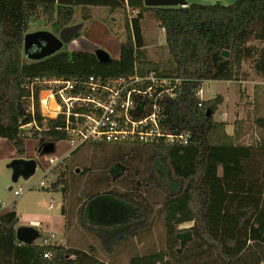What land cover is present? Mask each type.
<instances>
[{
    "label": "trees",
    "instance_id": "obj_1",
    "mask_svg": "<svg viewBox=\"0 0 264 264\" xmlns=\"http://www.w3.org/2000/svg\"><path fill=\"white\" fill-rule=\"evenodd\" d=\"M78 6H105L112 12L121 8L136 14L125 17L126 39L119 44L117 57L102 63L94 50L70 51L65 46L41 60L25 56L23 39L33 20L46 19L62 29L73 24ZM145 12L153 13L165 31L173 62L169 70L148 59L143 50ZM263 41L264 0H234L228 5L188 2L184 7H147L144 0H0V138L18 154L24 152L29 137L67 139L55 130L22 127L33 120L45 125L39 102L44 80L144 76L151 71L181 78L176 97L161 101L166 115L163 129L187 132V142L158 139L144 143L153 145L181 185L164 194V247L143 253L130 264H264V84L255 85L254 90L255 123L263 131L251 143L240 142L238 134L227 131L226 121L215 118L225 102L223 94L210 99L198 94L207 81L241 80L242 64L247 60L264 76V46L259 44ZM223 50L229 52L228 57ZM57 123L48 119L46 126ZM65 180L59 172L53 189L63 187L64 198H70ZM104 193L138 201L112 188ZM74 196L75 192L70 199ZM84 205L79 208L81 215ZM151 212L147 207L144 210L149 217ZM19 220L15 208L0 211V264H107L92 246L87 251L56 243H23L16 237ZM129 229L130 225L118 227L109 236L113 242L123 240ZM98 234L106 236L107 232Z\"/></svg>",
    "mask_w": 264,
    "mask_h": 264
},
{
    "label": "rangeland",
    "instance_id": "obj_2",
    "mask_svg": "<svg viewBox=\"0 0 264 264\" xmlns=\"http://www.w3.org/2000/svg\"><path fill=\"white\" fill-rule=\"evenodd\" d=\"M188 2L206 3L218 0H187ZM223 4L232 3L234 0H219ZM135 16L131 11L117 9L110 11L105 6H78L73 19V24L82 23L79 30L80 36L74 37L65 47L71 50H96L102 48L110 54L111 58L119 55V44L126 39L124 26L125 17ZM46 19L33 20L29 30H49L59 35L61 29ZM141 30L144 39L143 50L148 59L160 62L163 70L173 68L169 54L165 31L159 25L153 13L145 12L141 20ZM249 43H256L250 40ZM257 44V43H256ZM261 44V42H259ZM242 82L228 80H211L202 86V99H210L221 93L226 98V103L221 106L215 118L222 116L219 112L225 110L223 116L227 119L229 132L238 134L237 138L242 143H251L259 136L260 129L255 123L254 115V85L260 81L259 74L253 69L251 60L243 63L241 69ZM42 92L43 102L46 97ZM262 98L264 90H262ZM44 139L27 138L23 145L24 152L18 154L16 149L4 138H0V211L15 208L20 220L18 226L28 225L31 219L41 222L39 215L48 214L54 218V223L41 225L39 228L42 236L55 234L56 244L89 250L95 248V255L107 264H130L133 259L140 257L153 248L164 247V194L179 189L181 183L169 173L164 159L157 154L152 144L142 142L123 143H87L74 149L68 140H54L53 150L42 152ZM73 151V152H71ZM57 161L64 158L63 164L55 167L53 179L57 174L63 173L65 184L68 185L69 197L73 192L76 203L90 206L95 213L96 227L92 226L89 218L74 209L67 210V219L63 222L61 208L64 196L61 188L44 189L38 186L25 189L20 195H15L13 190L19 185L28 188L32 183L38 182L45 171L52 168L49 158ZM15 158L37 160L35 173L29 178L20 176L16 182L12 180L13 169L8 164ZM52 177V176H51ZM48 179V176L45 178ZM154 181L148 184V180ZM11 187V189H10ZM77 188V189H76ZM109 188L121 193H129L137 202H128L115 194H105ZM54 198V208L48 206ZM73 200V199H72ZM73 200V202L75 201ZM87 200V201H86ZM141 201V202H140ZM123 202V203H122ZM142 202L145 204H142ZM81 204V205H80ZM86 207V204L84 205ZM151 210L149 217L144 214L146 207ZM69 209V208H68ZM133 209L136 213L127 219ZM84 210V209H83ZM128 220V224H127ZM66 222V224H65ZM130 225L129 236L123 240L113 242L109 232L121 226ZM188 224H183L186 227ZM101 228V229H98ZM106 231V236L98 233ZM116 231V230H115ZM120 234L115 235L119 237ZM42 236L37 237L34 243H39ZM151 244V246H149Z\"/></svg>",
    "mask_w": 264,
    "mask_h": 264
},
{
    "label": "built area",
    "instance_id": "obj_3",
    "mask_svg": "<svg viewBox=\"0 0 264 264\" xmlns=\"http://www.w3.org/2000/svg\"><path fill=\"white\" fill-rule=\"evenodd\" d=\"M181 78L161 76L151 71L142 76L138 73L119 77H102L91 75L86 79L51 78L43 81L39 102L44 118L42 127L35 120L22 127L41 132L44 129L62 132L66 140L75 149L87 143H151L158 139L167 142H187V132L174 133L163 129L166 119L164 97L174 98L181 84ZM43 97L46 99L43 102ZM202 88L198 94L202 97ZM33 101V98H32ZM34 111L33 104L31 112ZM48 119L58 121L52 127H47ZM54 141L46 139L44 142ZM56 141V140H55ZM52 168L45 171L38 182L28 188L19 185L13 190L20 195L25 189L36 186L48 190L53 189V168L60 164L56 158L50 157ZM48 176V179H45ZM52 176V177H51ZM51 198L49 208L54 206ZM0 204L3 202L0 200ZM39 220L31 219L30 224L39 228ZM40 236L42 234L40 233ZM55 234L42 236L39 242L43 245L55 244ZM49 257L48 253L44 254Z\"/></svg>",
    "mask_w": 264,
    "mask_h": 264
},
{
    "label": "water",
    "instance_id": "obj_4",
    "mask_svg": "<svg viewBox=\"0 0 264 264\" xmlns=\"http://www.w3.org/2000/svg\"><path fill=\"white\" fill-rule=\"evenodd\" d=\"M147 7H168V6H187V0H144ZM82 23L71 24L63 27L59 35L49 30H35L26 32L23 39L24 54L31 60H41L57 51L61 50L65 44L69 43L82 28ZM37 47L36 51L31 52V49ZM95 54L100 62L106 63L110 60V54L102 48H97ZM222 54L228 57L229 52L223 50ZM210 114V112H208ZM54 143L47 142L42 147V152H50L53 150ZM13 169L12 180L16 182L20 176L29 178L37 168V160L34 158L23 159L15 158L9 164ZM40 236V231L32 225L18 226L16 229V237L23 243H32Z\"/></svg>",
    "mask_w": 264,
    "mask_h": 264
},
{
    "label": "crops",
    "instance_id": "obj_5",
    "mask_svg": "<svg viewBox=\"0 0 264 264\" xmlns=\"http://www.w3.org/2000/svg\"><path fill=\"white\" fill-rule=\"evenodd\" d=\"M218 2L219 3H221L219 0H218ZM190 3V2H189ZM206 3H213V1H208V2H206ZM216 3V2H215ZM221 4H223V3H221ZM229 4H231V3H229ZM225 5H228V4H225ZM256 41V40H255ZM256 43H257V41H256ZM261 45L262 46H264V41L261 43ZM244 63V62H243ZM243 65V64H242ZM256 73V72H255ZM257 74V73H256ZM261 78H260V81H258V82H255L256 84L255 85H258V84H264V76L263 75H259ZM230 81V80H229ZM242 81H244V80H239V81H236L237 83H239V82H242ZM232 82V81H231ZM255 85H254V88H253V90H255ZM262 90H264V87H262L261 88V91ZM261 93V92H260ZM226 103V98H225V102H224V104ZM226 112H225V110L224 111H222V112H219V115L220 116H222V118H220L219 120H224V121H226L227 122V119L223 116V114H225ZM227 131L229 132V130H228V128H227ZM230 134H234L233 132H229ZM63 190V187H61V191ZM75 194H77V193H75ZM75 197V196H74ZM75 200V199H74ZM85 203V202H84ZM123 203V202H122ZM86 204V207L84 206V212H85V214H86V216L89 218V220H90V223H91V220H93V221H95V213L91 210V208H90V206L89 205H93V204H87V203H85ZM81 205V204H80ZM49 207V206H48ZM78 207L80 208L81 206H79V204H77L76 203V200L74 201V202H72V200L70 199V198H68V197H66V198H64V202H63V205H62V208H61V212H62V215H63V222L64 221H66V219H67V210H70L71 211V209H74L75 211H77V209H78ZM53 208H54V206H53ZM69 208V209H68ZM78 213H79V209H78ZM135 213H136V211L134 212V214L133 215H131V216H128V220H129V218H132L134 215H135ZM41 218H42V220H41V222L39 223V227L42 225H47V226H49L50 224H53L54 223V218L53 217H51L50 215H48V214H43V215H39ZM128 220H127V223H128ZM65 224H66V222H65ZM92 224V226H94V227H96V224L95 223H91ZM28 225H31L30 223H28ZM65 246V245H64Z\"/></svg>",
    "mask_w": 264,
    "mask_h": 264
},
{
    "label": "flooded vegetation",
    "instance_id": "obj_6",
    "mask_svg": "<svg viewBox=\"0 0 264 264\" xmlns=\"http://www.w3.org/2000/svg\"><path fill=\"white\" fill-rule=\"evenodd\" d=\"M36 50H37V47L34 46V48L31 49V52L36 51Z\"/></svg>",
    "mask_w": 264,
    "mask_h": 264
}]
</instances>
